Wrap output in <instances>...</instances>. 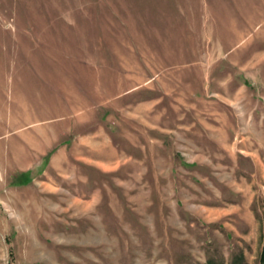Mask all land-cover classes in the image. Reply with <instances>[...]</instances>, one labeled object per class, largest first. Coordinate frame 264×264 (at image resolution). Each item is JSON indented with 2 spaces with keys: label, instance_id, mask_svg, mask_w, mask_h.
Instances as JSON below:
<instances>
[{
  "label": "rangeland",
  "instance_id": "rangeland-1",
  "mask_svg": "<svg viewBox=\"0 0 264 264\" xmlns=\"http://www.w3.org/2000/svg\"><path fill=\"white\" fill-rule=\"evenodd\" d=\"M36 1L0 21V106L36 86L51 106L34 101L27 117L43 120L27 129L73 125L111 168L82 165L93 202L81 212L40 186L29 196L45 204L25 209L12 203L22 187L2 184L0 264H264V121L242 114L264 106V44L215 43L202 27L192 43L166 28L44 24L48 0ZM16 32L50 43L5 52ZM21 126L0 115V149Z\"/></svg>",
  "mask_w": 264,
  "mask_h": 264
},
{
  "label": "crops",
  "instance_id": "crops-1",
  "mask_svg": "<svg viewBox=\"0 0 264 264\" xmlns=\"http://www.w3.org/2000/svg\"><path fill=\"white\" fill-rule=\"evenodd\" d=\"M38 4V1L34 2V0H15V2L0 0V21L7 19L8 14H12L13 5L22 9L27 6H39ZM46 6L50 19L43 21L44 24L58 20L74 27H78L80 22L88 21L103 22V26L107 27L166 28L173 29L170 31L172 34L170 37H190L192 43L198 42V29L202 27L206 29V36L216 38L215 43L264 44V0H48ZM17 11L15 9V13ZM39 16L45 17V14ZM36 18L32 20L35 21ZM29 21L31 20L24 21L25 24L21 22L19 25V20L16 19L13 22L14 28L17 31L21 25L24 29L31 24L36 26V21ZM186 28L190 31L178 32V29ZM157 34L163 37V33ZM48 39L38 36L28 37L18 32L7 43L3 42V48L5 52L10 50L16 55L20 50H34L36 46L32 44H42V42L49 44ZM19 45H22L20 49ZM2 71L6 69L0 68V74ZM11 101L12 104L0 106L2 109L0 115H5L7 122L11 124L23 126L18 135L8 136L6 145L10 150L1 146L0 186L6 184L22 187L24 194L18 191V195L12 198V203L24 204L25 209L28 208L29 203L33 206L45 204V201L40 199L34 201V198L29 196V191H35L36 186H40L47 188L50 194L54 195L51 203L56 209L68 212L73 205H76L77 211L87 210L89 201L93 202V200L87 198L84 183L88 176L84 174L82 165H88L85 164L86 161L90 164L96 163L101 170L100 168H111L110 163L86 152V141L73 138L71 133L73 125L38 124L36 129H27L28 124L43 120V118L28 119L27 117L26 109L33 106L34 101L40 108L48 109L51 106L36 86H17L15 93L11 95ZM262 103L252 101L247 105L242 110L244 118H258L264 121ZM4 108H7V112H3ZM69 138L73 139L67 142L65 139ZM23 173L26 174L24 177H22ZM18 174L21 175L19 179L12 181ZM57 221V226L64 222L60 217ZM29 232L31 235L36 234L33 230Z\"/></svg>",
  "mask_w": 264,
  "mask_h": 264
}]
</instances>
